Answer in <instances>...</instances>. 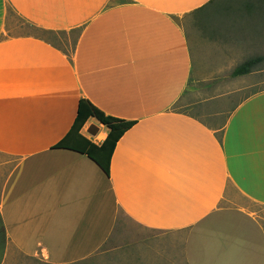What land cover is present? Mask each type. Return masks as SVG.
I'll return each mask as SVG.
<instances>
[{
  "label": "crops",
  "instance_id": "0c3cea01",
  "mask_svg": "<svg viewBox=\"0 0 264 264\" xmlns=\"http://www.w3.org/2000/svg\"><path fill=\"white\" fill-rule=\"evenodd\" d=\"M212 2L0 0V264H97L120 217L158 233L159 242L133 237L129 264H264L255 208L264 209V7ZM211 10L209 28L235 40L232 56L260 58L240 76L261 81L224 117L207 106L200 118L175 105L196 74L222 72L223 52L185 25ZM9 13L77 31L71 52L35 36L4 39ZM80 99L133 123L108 176L69 134ZM108 131L89 117L79 135L99 146Z\"/></svg>",
  "mask_w": 264,
  "mask_h": 264
},
{
  "label": "rangeland",
  "instance_id": "374dc122",
  "mask_svg": "<svg viewBox=\"0 0 264 264\" xmlns=\"http://www.w3.org/2000/svg\"><path fill=\"white\" fill-rule=\"evenodd\" d=\"M113 1L116 2L120 0ZM211 4L213 6L219 4V6L223 8H252L254 6L264 7V0H213ZM211 12H213V10L209 11L206 15H199V20L197 19V21L193 23L187 20L185 21V25L187 27V32L195 36L199 44L203 45L205 43L223 52L220 61V70H222V72H220V74H196L197 78L192 81L187 94L185 93V96L175 105V110L193 114L200 118H206V114L204 113L208 110L206 109L208 108L207 106L211 109L215 107L223 110V116L225 114L224 112L232 108L241 98L245 97L249 92L258 89L260 86H257V84L261 81V76L258 74H248L240 77H234V75L231 74L233 69L241 64L240 60L242 58H235L230 54L233 47L228 45L235 43V40H228L222 36L225 35L224 33H220L217 30L213 31L209 28L211 24V20L209 19L215 17L214 14H210ZM202 17L208 19L209 22L207 25L205 22H201ZM77 33L78 32L75 30L60 32L46 31L37 28L17 15L9 13L6 16L4 39L16 36H35L48 40L62 49V51L69 53L74 46ZM193 51L195 70H199L201 68L202 58L197 50ZM212 55H217V53L213 52ZM246 59L247 58L244 60ZM214 66L216 65H211V67ZM205 70L206 69H204V71ZM223 117L221 119H223ZM87 135L90 137V134ZM255 208L259 214L264 215V209L257 206H255ZM157 235V232L141 231L123 217H120L113 235L100 249L99 254L91 258V262H96L97 264H124L125 262L129 264L130 261L134 262V257L136 260V256L131 254V247H128L134 242L133 237L154 241L157 240L155 239ZM157 242H159V240H157ZM125 246L127 248H125ZM13 264L44 263L37 259L21 258L17 259ZM164 264L177 263H175L172 258L165 257Z\"/></svg>",
  "mask_w": 264,
  "mask_h": 264
},
{
  "label": "trees",
  "instance_id": "16d2710c",
  "mask_svg": "<svg viewBox=\"0 0 264 264\" xmlns=\"http://www.w3.org/2000/svg\"><path fill=\"white\" fill-rule=\"evenodd\" d=\"M259 61L260 58H253L240 64L234 69L233 75L240 76L249 73L252 67ZM89 117H94L99 123L105 125L109 129L106 138L99 146H96L89 140L79 135V131ZM132 125V122L107 116L85 100L80 99L77 109V116L69 134L75 135L77 138H79V140L82 141L84 147L80 149V151L95 161V163L103 170L105 175L108 176L110 159L115 145L125 133V131H127ZM57 147H65L64 140L58 143Z\"/></svg>",
  "mask_w": 264,
  "mask_h": 264
},
{
  "label": "water",
  "instance_id": "95a60500",
  "mask_svg": "<svg viewBox=\"0 0 264 264\" xmlns=\"http://www.w3.org/2000/svg\"><path fill=\"white\" fill-rule=\"evenodd\" d=\"M97 131H98L97 127L94 124H91L88 127L87 133L93 136L97 133Z\"/></svg>",
  "mask_w": 264,
  "mask_h": 264
}]
</instances>
